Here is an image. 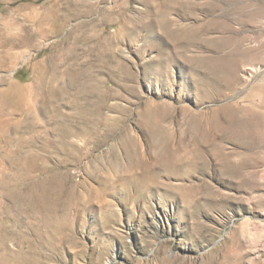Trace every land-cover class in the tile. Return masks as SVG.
I'll use <instances>...</instances> for the list:
<instances>
[{
  "label": "rangeland",
  "instance_id": "374dc122",
  "mask_svg": "<svg viewBox=\"0 0 264 264\" xmlns=\"http://www.w3.org/2000/svg\"><path fill=\"white\" fill-rule=\"evenodd\" d=\"M235 114L264 0H0V264H264Z\"/></svg>",
  "mask_w": 264,
  "mask_h": 264
},
{
  "label": "bare ground",
  "instance_id": "6f19581e",
  "mask_svg": "<svg viewBox=\"0 0 264 264\" xmlns=\"http://www.w3.org/2000/svg\"><path fill=\"white\" fill-rule=\"evenodd\" d=\"M262 120L263 119L261 117H259V115L256 116V117L254 116V118L251 119V122L248 125L245 126V124L241 125V124L237 123L236 114H235L232 117V124L231 125L235 129L233 131H235L236 133H238L240 135L243 134V135H246L248 137H251L253 139L254 143H259V142H263L264 141V125H263ZM247 126H249L248 129H247Z\"/></svg>",
  "mask_w": 264,
  "mask_h": 264
}]
</instances>
